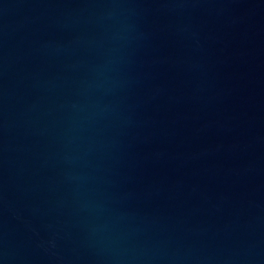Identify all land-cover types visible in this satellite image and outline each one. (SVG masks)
<instances>
[{
	"label": "water",
	"instance_id": "obj_1",
	"mask_svg": "<svg viewBox=\"0 0 264 264\" xmlns=\"http://www.w3.org/2000/svg\"><path fill=\"white\" fill-rule=\"evenodd\" d=\"M0 264H264V0H0Z\"/></svg>",
	"mask_w": 264,
	"mask_h": 264
}]
</instances>
